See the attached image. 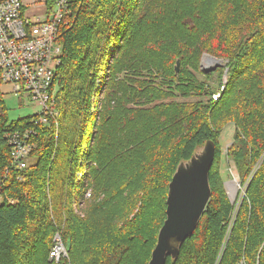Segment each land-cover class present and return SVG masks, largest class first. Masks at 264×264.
<instances>
[{
  "label": "trees",
  "instance_id": "1",
  "mask_svg": "<svg viewBox=\"0 0 264 264\" xmlns=\"http://www.w3.org/2000/svg\"><path fill=\"white\" fill-rule=\"evenodd\" d=\"M69 4L55 81L65 126L60 116L58 130L52 119L34 125L36 115L11 120L0 90V173L9 169L2 192L17 199L0 205V264H148L166 218L169 183L180 162L207 141L216 149L211 197L178 258L169 256L166 264H215L224 242L219 264L242 259L264 264V0ZM205 53L227 60L215 69L222 79L228 68L226 83L217 88L200 83L188 69L198 68ZM153 71L172 85L178 82L183 95L208 100L155 104L153 110L133 106L141 98L149 103L166 95L139 86L138 76L154 77ZM121 73L126 77L116 80ZM229 122L235 133L228 152L244 188L238 209L227 197L221 173L219 137ZM113 126L130 131L120 148L109 140ZM31 128V162L20 170L11 165L6 135ZM94 157L100 168L92 169L93 192L81 217L72 202H83L87 182L77 183L76 172ZM115 183L119 189L102 200L100 193ZM57 232L68 251L59 261L49 259Z\"/></svg>",
  "mask_w": 264,
  "mask_h": 264
},
{
  "label": "built area",
  "instance_id": "2",
  "mask_svg": "<svg viewBox=\"0 0 264 264\" xmlns=\"http://www.w3.org/2000/svg\"><path fill=\"white\" fill-rule=\"evenodd\" d=\"M69 5V0H0L1 86L9 85L15 96L29 98L39 105L40 110L32 114L36 115L32 119L34 125L50 124L52 119L57 130L60 111L56 107L58 86L55 81L63 61V44L59 35ZM224 88L222 85L213 94L214 100L221 97ZM33 134L32 128L7 133L13 167L23 170L29 166ZM8 170L5 174L0 173V205L17 203V199L2 192ZM54 240L51 257L59 261L67 248L60 235ZM221 256L215 264H219ZM239 264L247 263L242 259Z\"/></svg>",
  "mask_w": 264,
  "mask_h": 264
},
{
  "label": "rangeland",
  "instance_id": "3",
  "mask_svg": "<svg viewBox=\"0 0 264 264\" xmlns=\"http://www.w3.org/2000/svg\"><path fill=\"white\" fill-rule=\"evenodd\" d=\"M41 1L37 2L40 3ZM206 55H210L205 53L203 55V57L201 58L200 62H199V67L198 68H194V67H188V69L194 74L195 79H197L200 83L206 82L207 84H209L211 87L213 88H217L222 82L226 83V79H227V75H228V68L225 67L224 68V73H223V78H220V73L219 71L213 69V70H209L211 67H213L215 65V62H211L210 59H208V57H206ZM212 56V55H210ZM217 58V57H216ZM219 60H221L222 62V66L227 64V60H223L221 58H217ZM220 67V66H218ZM215 71V72H214ZM156 72L155 76H151L149 75V77L147 76V74H143L141 76H138L139 79H141L140 81L142 82V84L139 85V83H136L139 86H146V87H157L158 89H160L161 91H163V93H165L166 95L163 96L161 99H157L154 102H149L147 103L143 98L137 100V102L133 105V106H137L138 108H146L148 110L150 109H154V105L155 104H166L169 102H177V103H183V102H188V103H195L197 101H204L206 102L208 100V96H203V97H199L197 95L191 94L189 96H185L183 95L181 92H178V90L176 89V84H178V82H175V85H172L171 83L167 82L164 77H162L161 75H157L158 71H153ZM125 73H121L118 74L116 76V80L117 79H124L126 76ZM148 77V80H147ZM145 79V80H144ZM138 81V79L136 80ZM144 82H147L146 84ZM101 83V80H100ZM100 83L98 85H100ZM138 86V87H139ZM172 87V88H171ZM101 90H103V88H101ZM1 91L4 94V98L7 104V108H8V116L11 120L13 119H17L23 116H28V115H32L37 113L40 108L39 105L37 103L32 102L29 98H19L18 96H15L12 91H11V87L9 85H2L1 86ZM103 95L102 91L98 92V96L100 98V101H98V106L101 105V101H102V96ZM102 98V99H101ZM143 99V100H142ZM143 103V104H142ZM131 108L132 107V103L125 106V108ZM161 108V106H160ZM132 110V109H131ZM124 113H128L127 111H125ZM60 121H61V125L63 127V125L65 126V121L62 117V115L60 116ZM117 128L118 126H113V128H111L110 132H109V140L115 142L116 147L120 148L121 144L124 141H127L129 138V130H124L123 128L121 130H119L117 132ZM234 133H235V126L233 123L229 122L227 123L224 127L223 130L220 134L219 140L220 143L222 145V168H221V173H222V177L224 179V188H225V192L227 194L228 199L230 200V202L238 209L240 202H242V196L244 194V188L241 185L242 183V179L240 177V174L237 171L236 166L234 165L232 159L230 158L229 155V146L233 140L234 137ZM146 139V136H145ZM139 140V139H138ZM137 140V141H138ZM141 140V138H140ZM106 152L108 154L112 153L108 150H106ZM120 152H117V155H119ZM116 155V153H115ZM120 157V156H119ZM119 159V158H118ZM89 162V161H88ZM85 167H80L77 172H76V182L77 183H82L84 182V184L87 182V184H85V187L83 188V190L85 191L84 194V199L82 200L83 202H80L76 199L73 200L72 202V206L73 209L75 211L76 214L80 215L81 217L84 216L86 214L87 211V204H85V200L90 198L92 192H93V186L90 185V180L94 177V174L92 172L93 168H100L99 166V161L94 157V159H92V161L90 162V166L88 167L87 163ZM87 174V175H84ZM85 176V177H84ZM112 183H114V180H111ZM119 189V184L115 183V184H111L109 187L108 191H104L102 193H100V197L103 200H106L108 197H110L113 193H115L117 190ZM60 232H57L54 236V239L56 237V235H60ZM61 237V236H60ZM225 245V242L223 243V246ZM156 246V245H155ZM223 246L220 250L219 255H222V249ZM155 247H153V249L150 252V256H152V252L154 250ZM68 251H66L65 257L67 256ZM218 255V256H219ZM64 257V256H63ZM49 259H52L51 257V253L49 256ZM151 259V258H150Z\"/></svg>",
  "mask_w": 264,
  "mask_h": 264
},
{
  "label": "water",
  "instance_id": "4",
  "mask_svg": "<svg viewBox=\"0 0 264 264\" xmlns=\"http://www.w3.org/2000/svg\"><path fill=\"white\" fill-rule=\"evenodd\" d=\"M215 65L221 60L206 55ZM181 69V59L175 63V73ZM216 154L215 143L207 141L193 156L181 161L169 183L166 218L158 234L156 246L148 264H166L169 256L177 259L182 245L191 237L211 197L210 169Z\"/></svg>",
  "mask_w": 264,
  "mask_h": 264
}]
</instances>
